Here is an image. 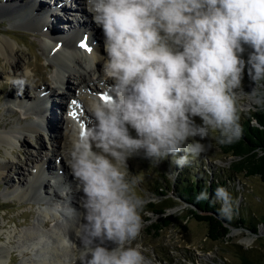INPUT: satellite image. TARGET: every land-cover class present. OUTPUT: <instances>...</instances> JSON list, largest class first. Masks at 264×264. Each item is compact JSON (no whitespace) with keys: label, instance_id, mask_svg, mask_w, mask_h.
<instances>
[{"label":"clouds","instance_id":"clouds-1","mask_svg":"<svg viewBox=\"0 0 264 264\" xmlns=\"http://www.w3.org/2000/svg\"><path fill=\"white\" fill-rule=\"evenodd\" d=\"M86 10L103 34L112 89L91 103L94 125L71 141L66 163L80 195L76 207H56L78 220L74 239L56 243L75 249V264H152L134 243L145 200L128 160L183 167L208 139H241L245 73L247 95L264 109V0H86ZM216 198L230 215L227 190ZM42 245L53 240L40 236L32 249Z\"/></svg>","mask_w":264,"mask_h":264},{"label":"rangeland","instance_id":"rangeland-1","mask_svg":"<svg viewBox=\"0 0 264 264\" xmlns=\"http://www.w3.org/2000/svg\"><path fill=\"white\" fill-rule=\"evenodd\" d=\"M22 1L24 3L27 2V0ZM37 1L44 4V8H46V23H50L52 16L58 17V28L54 26L55 22H53L54 19L52 18L51 25L46 28L47 30H44L45 34H50L52 32L50 30H56L58 32L59 27L65 26L64 31H67L69 30L68 25L75 26V21L73 22L72 20L73 16L78 19L77 15L81 12L78 11L80 8L78 10L74 8L75 3L78 5L80 2L86 8L85 0H72L74 1V3H71V5H74L72 7L69 3H65L66 0ZM1 3L8 5L10 0H0ZM64 7L67 8L64 9ZM31 27L28 24L26 25L25 22L0 19V35L8 33V35L18 41L16 51L19 55L20 65L23 64L25 67V63L28 64V79H23L20 83L23 87L19 88L21 87H18L19 82L15 85L13 84L12 78L10 79L7 76L6 72L11 69V64L3 56H0V131L8 129L17 117L23 115L20 111L19 103L14 100L17 98L16 95L28 94V101L35 100L39 97L38 91L40 89L44 91L47 89L49 91V89L55 87L53 80L54 70L51 65L52 61L50 57H47L46 49H44V42L49 38L42 35L43 32L41 29L33 31ZM92 29H94L96 35L99 34V36L97 35V41H101L103 44L101 30L97 27L95 28V24L92 26ZM71 30L65 33L59 30L62 32H58L62 36L60 40H65L67 36H71L72 40H74L72 36L74 33ZM84 34L89 35L88 32ZM85 40L87 41L88 37ZM78 42L79 40L76 43ZM59 45L61 46V42L58 41L56 48H59ZM71 82L74 85L71 91L67 89L59 90V96L63 97L62 100L64 103L61 108L56 110L57 117L51 119L49 122L47 133L45 130H42L43 138L36 139L29 136L26 139V142L30 144L29 147L19 145L11 148L10 146L0 144V160L4 162H8L11 159L16 160L22 164V167H25L26 171V175L22 176L19 173L18 167H11L8 175L10 179L8 181L10 182L9 187L0 178V243L12 248V258L9 264H24L26 259L34 258L36 260L41 259L42 256L51 257V264H54L56 260L54 258L56 256L54 255L52 257V255L53 252L55 253L59 249L61 251L59 250L58 252H63L64 261L68 262L69 260L66 252L71 253V249L60 246L59 244L57 245L55 241L57 237L52 231H57V227L62 226L56 220L55 213L57 210L60 211L56 206L59 204L61 208L67 209L69 206L65 208L67 204L64 201L68 200V203L71 202V191L75 188V184L73 181L71 182L73 179H71L72 176H70V173L68 175L60 173L62 175L59 177H54L51 173H47L46 175V184L57 180L56 184L52 183L51 186L54 187L58 195L63 196L60 199L53 195L47 196L45 193H32L25 197L19 196L20 198L15 197L12 193L17 187H24V184L26 185L28 182L29 176L36 175L34 165L36 166V161L40 157L38 152H41L40 155L42 156L47 152L50 146L51 133L54 134V131H60L62 133L60 138V152L65 154L67 159L72 141V137L68 132V128L72 125L68 115L69 109L72 108L70 104H75L78 101L80 105H78L80 107L78 114L88 120L87 123L90 125H85L88 126V130L94 125V119L90 110L91 101L87 92H85L87 88L85 89L83 86L75 87L77 82L74 75L71 78ZM90 86L92 87V91H106L109 94L103 82L95 80L90 83ZM251 87L252 84L245 73L243 80L244 91L238 94L240 115L261 109L250 98V95H247ZM9 100L10 104L5 107ZM49 104L50 102H47L45 106L46 117L48 114L46 108H49ZM83 108L86 112L82 111ZM7 109L10 110L8 111ZM36 117V114L30 113L22 118L30 119ZM79 120H83V118L81 117ZM5 123H7L6 128L4 126ZM43 142L45 146L41 148V143ZM204 143L208 145L207 151L183 167L176 166L170 160L162 161L159 164H154L149 160L139 157L128 160L130 176L138 179L137 191L145 202L150 199L160 200L161 197L156 193L154 188H164V190H168V196L172 197L175 202L174 206L168 208V212L175 214L177 217L170 225L157 229L152 223H156L159 215L154 212L144 211L141 214L144 227L142 228L140 237L134 243L139 245L146 257L152 261V264H263L261 263V259L264 253V232H262L264 230V180L260 175L247 176L244 173L231 176L227 170L235 157L232 154L223 152L220 145L213 139H208ZM52 161L54 162H51L48 168L50 171L53 170L54 173H58L54 169V166L55 168H59V161L54 158H52ZM192 173L196 174V177L200 180L202 179V181H207V179L219 181L221 182V187L227 190L230 197L228 206L231 209V224L228 225V233L226 236L215 240L212 239L208 234L207 221L198 220L193 216L189 212L191 206L175 194L173 185L176 180H185ZM7 191H10V193H7ZM79 195L76 198L77 201ZM219 203L221 204V202ZM62 212L60 211V214L64 216L65 224L63 223V226L60 228L69 233L72 227L71 224L77 223L78 217L72 216V218H67ZM148 216L150 220H145ZM241 217H244L245 221L243 223L239 221ZM43 219H46V224L44 225L41 224ZM64 225L69 229H66ZM254 228H256V231H254ZM33 230H42V235L45 234L44 236L48 235V238H53V246L42 245L41 248L33 250L32 245L38 240L36 238V241L33 244L31 243L32 245L28 243L25 246V251L21 254L20 250L17 249L18 247L15 248L14 246H21L24 243L21 237L32 234ZM235 230L237 231L236 234L233 233ZM50 233L52 235H49ZM10 235L12 236V240H9Z\"/></svg>","mask_w":264,"mask_h":264},{"label":"bare ground","instance_id":"bare-ground-1","mask_svg":"<svg viewBox=\"0 0 264 264\" xmlns=\"http://www.w3.org/2000/svg\"><path fill=\"white\" fill-rule=\"evenodd\" d=\"M65 3L68 4L67 1ZM69 5H71V3H69ZM78 5L75 3L76 9L80 8L79 10L83 12L86 19L85 18L84 19L82 18L80 20L77 19L76 20L77 22H75V25L77 24V27L75 26V28H71V25H68L70 26L72 30L75 31V32L73 31L74 35H72L74 37V40H72L71 36H67L65 40H60L62 36H60L58 32L64 31L65 26L59 27V30L61 31L58 30L57 32L56 30H50L52 31L50 34L44 33V30H47L46 28L51 25L52 18L54 19L53 22H55L54 26H57L58 28V17L57 16L55 17L52 16L50 23L49 24L46 23L47 20L45 19V17L47 16L45 13L47 11H46V8H44V4L38 2L37 0H27L26 3H24L22 0H10V3H8V5H4L2 3L0 4V19H11V20L18 21V22L20 21L25 22L26 25L28 24L30 27L32 26L31 28H33L32 29L33 31H37L41 29V31L43 32L42 35L44 37L47 36L49 38L48 40H45L46 42H44V47H45L44 49H46L47 57H50L52 61L51 65L54 70L53 80H54V85H55V87L49 89V91L47 89L45 91L43 89H40L38 91L39 97L35 100L28 101L27 99L28 94L27 95L25 94L16 95L17 98H15L14 100L15 102L19 103L18 105L23 115L17 117L15 119V122H13L8 129L0 131V144L10 146L11 148L14 146H19V145L29 147L30 144L26 142V139L29 136H32L36 139L43 138L42 130H45L47 133L48 128H49V122L51 121V119H54L57 117L56 110L61 108L64 103L62 100L63 97L59 96V92H60L59 90L67 89L71 91L74 88V85L71 82V78L73 75L75 76V80L77 82V85L75 87L83 86L85 87V89L87 88L85 92H87V95L91 103L96 100H102L101 93L98 94L99 90L92 91V87L90 86V83L94 82L95 80H97L98 82H103L105 88L109 91V94H110L111 89H112V81L106 77L105 72H104V64H105L106 57L103 51V44L101 43V41H97L98 40L97 35L99 36V34L96 35L94 29H92V26L94 25V23L92 21L91 15L86 10V8L83 7V5L80 2L78 3ZM66 8L67 7H64V9ZM73 18H75V16H73ZM68 19H72V18H68ZM67 31H64V33ZM89 31H90V38L88 36L87 41L85 39L82 40V35L85 32H89ZM71 32H68V33H71ZM77 40H79L78 42L79 44L76 43ZM58 41L61 42V46L59 45L60 47L56 48L58 46ZM17 42L18 41L12 38L10 35H8V33L0 35V56H3V58L11 64V69L6 72L8 78L10 79L12 78L13 84L15 85H17V82H19L18 87L21 86L19 88H22L23 85L20 83L23 81V79L27 78L28 76V72H27L28 64L25 63V67L23 66V64L20 65L19 55L17 54V51H16ZM81 43L86 44L88 47L92 49V51L89 52L87 51L86 48L80 47ZM52 96L54 97L52 98ZM9 102L10 100L7 101L5 107L8 104H10ZM47 102L48 103L50 102V104H49V108H46V111H48V114L46 117L45 106ZM7 110L9 111L10 109H7ZM30 113L36 114L37 117L30 118V119L22 118V117L27 116ZM73 113H75V116L73 115ZM76 113L77 111H74L73 109H71V113L69 114V118H70V121L72 122V125L70 128H68V132L70 133L72 139L76 137L77 133L81 134V131L84 129L83 125L89 124L87 123L88 120L86 118H83L85 119V121L81 122V120H79ZM4 126L6 128L7 123H5ZM54 132H55L54 134L51 133L50 142H49L50 146L48 147L47 152L43 156L40 155L41 152H38L39 153L38 155L40 157L36 161V166L34 165L36 175L29 176L28 182L26 183V185L24 184V187L19 188L16 186L17 188L14 189V192L12 193L15 195V197H19V196L25 197L32 193H36V194L45 193L47 196L53 195V196L58 197L59 199L60 197L61 198L63 197L62 195L61 196L58 195L54 187L51 186L52 183L56 184L57 180H53V182L52 183L49 182V184L45 183V181L47 180L46 179L47 173L53 174L54 177L61 176L62 174L60 173H63V174L65 173L67 175L70 173L65 163L66 161L65 154H62L60 152V144H61L60 138L62 136V133H60V131H54ZM44 146H45L44 142L41 143V148ZM52 158H54L55 160L58 159L59 161V164H60L59 168H55L54 166V169H56L58 173H54L53 170L50 171L48 168L50 163L54 162L52 161ZM8 162H4L0 160V178H2L4 183L9 187L10 182L8 181H10V179L8 178L9 177L8 175H9L11 167H15V168L18 167L19 173L22 176L26 175V171H25V167H22V164L17 162L16 160L11 159ZM72 181L73 180H71V182ZM7 193H10V191H7ZM71 194H72V198L70 200L71 202H69L68 204L66 203V204L69 207H76L77 206L76 198L79 193L76 192L74 188L71 191ZM62 214H64L65 217L67 218L69 217L72 218V216L73 217L76 216L75 214L71 212H67V214H65V212H62ZM45 220L46 219H43L41 224L43 225L46 224ZM76 224L77 223L71 224L72 227L70 228L69 233L64 231V229L62 230L60 228L63 226V224L62 226L60 225L57 227L58 229L57 231L53 230L52 232L55 233L57 240H59L63 236H67L69 240H72L74 239L73 229L75 228ZM64 226L66 227V225ZM68 227H66V229ZM236 232L237 231L235 230L233 233L236 234ZM262 232H264V230H262ZM42 234H43L42 230H37V231L33 230L32 234H27L25 237L23 236L21 237L24 241V243L21 246L15 245L14 247L15 248L18 247L17 249L20 250L21 254H23L26 248L25 246L28 245V243L33 244L34 241H36L35 239L39 238ZM49 235H52V233H50ZM11 238L12 236L10 235L9 240H12ZM69 248L71 249V253H69L68 251L67 253L65 251L66 255L69 257L68 262L64 261L63 252H58L60 250L59 247H58L59 250H57L56 248L57 251H55V253L53 252V255H52V257L54 255L56 256L54 258L56 259L54 264H75L76 251L74 248L70 246ZM52 249L55 250L54 247H52ZM11 250L12 248L8 247L7 245L3 243H0V264H9L12 258ZM36 260L34 258L32 259L29 258V259H26L24 264H48L49 262L50 264L52 263L51 257L42 256L41 259H36Z\"/></svg>","mask_w":264,"mask_h":264},{"label":"trees","instance_id":"trees-1","mask_svg":"<svg viewBox=\"0 0 264 264\" xmlns=\"http://www.w3.org/2000/svg\"><path fill=\"white\" fill-rule=\"evenodd\" d=\"M240 123L243 128L241 139L231 145H220L223 152L232 154L235 159L229 165L227 172L232 175L244 173L247 176L260 175L264 180V109H257L241 115ZM197 175L192 173L185 180H176L173 185L175 194L188 203L191 207L189 212L198 220L207 221L208 234L212 239L226 236L228 225L231 224V214L225 216L221 213V204L216 198V190L221 187V182L200 180ZM199 179V180H198ZM161 197L160 200H147L144 211L158 214L154 226L159 229L171 224L176 215L168 212V208L175 205L172 197L168 196V190L164 188H154ZM205 194L207 199L200 198ZM145 220H150L148 216ZM243 223L244 217L240 218ZM256 231V228H254ZM261 263L264 264V253Z\"/></svg>","mask_w":264,"mask_h":264},{"label":"snow or ice","instance_id":"snow-or-ice-1","mask_svg":"<svg viewBox=\"0 0 264 264\" xmlns=\"http://www.w3.org/2000/svg\"><path fill=\"white\" fill-rule=\"evenodd\" d=\"M80 47H82V48H86L87 51H89V52L92 51V49H91L90 47H88V46H87L86 44H84V43H81ZM101 99L106 100L107 97H106V96H102ZM73 115L75 116V113H73Z\"/></svg>","mask_w":264,"mask_h":264}]
</instances>
